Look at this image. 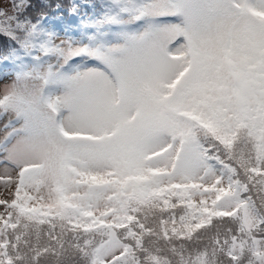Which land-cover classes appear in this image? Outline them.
<instances>
[{"label":"snow or ice","instance_id":"6c2138e0","mask_svg":"<svg viewBox=\"0 0 264 264\" xmlns=\"http://www.w3.org/2000/svg\"><path fill=\"white\" fill-rule=\"evenodd\" d=\"M0 264H264V0H0Z\"/></svg>","mask_w":264,"mask_h":264},{"label":"trees","instance_id":"16d2710c","mask_svg":"<svg viewBox=\"0 0 264 264\" xmlns=\"http://www.w3.org/2000/svg\"><path fill=\"white\" fill-rule=\"evenodd\" d=\"M0 40H2V38H0Z\"/></svg>","mask_w":264,"mask_h":264}]
</instances>
